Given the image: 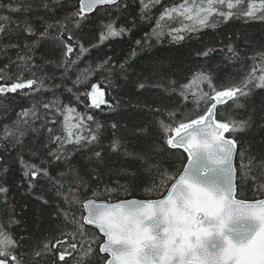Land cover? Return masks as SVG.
I'll use <instances>...</instances> for the list:
<instances>
[{
  "label": "snow or ice",
  "instance_id": "obj_1",
  "mask_svg": "<svg viewBox=\"0 0 264 264\" xmlns=\"http://www.w3.org/2000/svg\"><path fill=\"white\" fill-rule=\"evenodd\" d=\"M0 9L23 16L13 20L0 14V54L7 57L0 66V264H264V137L256 151L253 141L245 140L256 128L264 132V44L229 42L196 53L201 58L225 54L226 64L239 75L229 76L227 85L216 83L222 79L218 66L207 65L190 69L183 83H151L177 94L183 107L150 109L159 117L153 130L159 138L141 151L124 147L115 123L105 145L104 125L56 94L63 88L79 103L82 97L89 100L86 108L114 109L93 77L99 75L113 89L116 80H130L129 68L140 53L163 45L165 38L179 45L233 19L264 21V0L171 5L165 0H0ZM89 23L98 24L99 32L86 46L81 30ZM145 26L150 31L134 41L122 62L109 56L94 67H79L91 49L132 37ZM22 35L32 39L20 43ZM45 40L61 49L58 61L41 57L37 63L35 49ZM13 49L14 58L8 56ZM159 74L158 61L150 62L138 75L137 90H145ZM56 79L60 83H52ZM42 93H51V99H33L14 117L3 103L10 94L34 98ZM189 104L194 110L185 115ZM145 132L141 127L133 135L141 138ZM113 155L124 158L118 169L108 168ZM169 157L180 166L174 175L163 166ZM9 161L20 167L21 195L54 208V227L39 239L12 232L20 221L8 197ZM106 168L117 179L101 190ZM141 172L153 176L145 192L161 198L120 199L132 195L129 185L136 186ZM38 187L49 195L37 194Z\"/></svg>",
  "mask_w": 264,
  "mask_h": 264
},
{
  "label": "trees",
  "instance_id": "obj_2",
  "mask_svg": "<svg viewBox=\"0 0 264 264\" xmlns=\"http://www.w3.org/2000/svg\"><path fill=\"white\" fill-rule=\"evenodd\" d=\"M7 4L8 0H2ZM180 0H165L167 5L179 3ZM159 8L156 10L159 12ZM0 14L11 15L13 20L22 19V14L8 13L6 9H0ZM37 26H38V22ZM145 31H150V26H145L144 29L136 31L132 37H124L123 39L110 40L104 45L93 48L91 51L83 57L80 61V68H84L91 64L93 67L111 56L114 62H122L125 57L128 56L132 47H134V41L140 39ZM98 24L89 23L85 24L81 30V34L84 36V43L87 46L89 42L95 43L98 38ZM240 39H237V38ZM24 39L31 40V37L21 36L19 42L23 43ZM245 40L251 41V44L255 48H259L261 44H264V21H249L245 22L240 19L230 20L226 24H220L216 29H205L204 31L194 34L191 38L187 39L182 44H169L167 38H165L163 45H158L150 52H142L137 56L136 60L132 62V67L129 68L130 73H134L130 80L125 81L119 79L115 81L117 85L113 89H108L102 82L101 77L97 75L93 77L92 83L100 81V86L104 88L106 95L105 99L115 105L114 109L108 108L106 105H102L101 109L86 108V105L90 104V101L81 98L83 103H79L73 99L71 94L65 92L63 88L56 90V94L61 98L65 104H71L79 112L92 114L96 120L104 125V144L108 145L110 139L113 136V129L111 124H117L115 135L122 138L121 143L129 151H141L146 147L148 141L158 139V136L153 135V130L156 128V121L159 118L150 109L153 107H160L166 112L167 109L174 108L180 103L178 95L175 93L165 92L164 89L154 88L151 83L156 81L162 82L167 87L168 80H176L180 83L185 82L186 77L190 74L189 70H196L200 65H207L213 69L218 66V75L222 78L217 80L218 85H227L230 83L229 76L239 79V75L233 70L230 65H227L224 60V53L215 51L207 58L197 57L198 51H203L207 47H213L220 49L227 45L229 42L233 44H239L243 47ZM7 42V41H5ZM13 42H17L13 40ZM251 51V49H249ZM37 57V63H42L40 59L44 57L46 59L58 61L61 56V49L52 40H45L41 43L40 47L35 49ZM16 50H10L8 56L15 57ZM158 61L160 74L156 77L155 81H150L149 86L145 90L138 91L136 88V82L138 75L141 74L143 69H146L150 62ZM7 62V57L0 54V66ZM49 73L53 71L51 67L47 69ZM59 73H57V77ZM71 79H75V74H72ZM52 83H60L59 79L52 81ZM67 86H71V80L65 82ZM264 95V93H262ZM33 99H51V93H42L34 98H26L15 94H10L4 99L3 103L8 106L10 117H14L15 113L19 111L21 107H28L33 102ZM255 99H259L257 96ZM190 110H194V106L189 104L184 108V114L188 115ZM223 111V106H221ZM7 122H10L7 121ZM58 127V126H57ZM143 127L146 132L141 138L133 135V131L137 128ZM264 137V132H261L259 128H256L245 140L251 139L254 145V151L260 144L261 138ZM179 155L181 150H176ZM78 160L82 161V157L77 156ZM186 162V161H185ZM132 167H139L136 162H130ZM11 165L10 171L7 176V184L9 186L8 197L10 202L15 206L16 218L20 223L12 228V232L19 238L23 235L31 237L33 240L39 239L42 235H47L50 227H54V223L51 221L50 213L54 208L42 205L39 200L33 198V196L24 194L21 195V189L17 188V184L21 180V171L18 164L9 161ZM124 164V158L122 156L113 155L109 159L108 168L118 169ZM173 175L176 170L179 169V163L169 157L163 165ZM108 168L104 169V183L98 185L102 190L104 184L114 186L111 182L117 179L116 176L108 175ZM85 179H89L87 176ZM121 183H127L124 177H119ZM153 176L141 172L136 186L133 188L129 185V189L132 192L131 196L121 195L120 199H156L160 198L155 193L151 195L145 192V189L152 187ZM93 187L97 185L93 182ZM37 194H43L48 196L49 194L45 190L41 192L38 187L36 189ZM165 194V193H164Z\"/></svg>",
  "mask_w": 264,
  "mask_h": 264
},
{
  "label": "water",
  "instance_id": "obj_3",
  "mask_svg": "<svg viewBox=\"0 0 264 264\" xmlns=\"http://www.w3.org/2000/svg\"><path fill=\"white\" fill-rule=\"evenodd\" d=\"M166 194V193H165ZM161 198V197H160ZM133 199V198H132ZM136 199H138V198H136ZM156 199H158V198H156Z\"/></svg>",
  "mask_w": 264,
  "mask_h": 264
}]
</instances>
